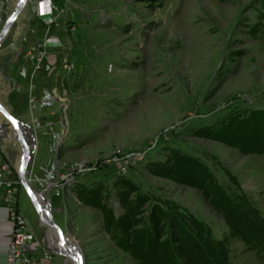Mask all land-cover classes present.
Returning <instances> with one entry per match:
<instances>
[{"label":"rangeland","instance_id":"374dc122","mask_svg":"<svg viewBox=\"0 0 264 264\" xmlns=\"http://www.w3.org/2000/svg\"><path fill=\"white\" fill-rule=\"evenodd\" d=\"M64 2L89 25L81 63L65 64L78 72L66 91L56 92L62 104L48 114L50 124L33 107L5 109L30 127L19 126L32 150L27 176L69 235L72 257L49 245L57 232L40 221L19 184L22 146L0 111V125L9 123L0 135V165L9 167L3 178L34 235L23 264H74L77 250L84 264H141L125 249L126 238L151 218L165 237L175 212L198 222L229 264H264L211 197L174 177L181 161L194 158L264 222V151L198 134L223 130L251 139L256 131L264 112V0Z\"/></svg>","mask_w":264,"mask_h":264},{"label":"crops","instance_id":"0c3cea01","mask_svg":"<svg viewBox=\"0 0 264 264\" xmlns=\"http://www.w3.org/2000/svg\"><path fill=\"white\" fill-rule=\"evenodd\" d=\"M15 4L16 0H3V4L0 0V27ZM88 25L80 23L74 5L63 0H28L0 45V102L8 103L3 106L33 107L39 110L38 119L50 124L48 114L62 104L56 92L66 91L78 72L77 68L67 69L65 64L81 63ZM54 119L59 120L56 116ZM3 192L0 187V253L6 264L12 225L8 211L10 207L18 211V197L12 202L3 197ZM32 244L33 241L25 248L28 256Z\"/></svg>","mask_w":264,"mask_h":264},{"label":"trees","instance_id":"16d2710c","mask_svg":"<svg viewBox=\"0 0 264 264\" xmlns=\"http://www.w3.org/2000/svg\"><path fill=\"white\" fill-rule=\"evenodd\" d=\"M147 4L156 5L164 0H143ZM260 121L252 122L256 131L252 138L235 139L234 134L227 131L211 132L201 129L198 134L208 135L228 144L241 142L242 150L264 151V112ZM263 128L262 133L259 129ZM179 182L199 187L211 197L214 207L223 215L231 230L238 234L247 247L255 250L259 259L264 260V222L257 211L250 207L244 199L236 201L211 179L205 167L194 158L180 162L176 166L175 176ZM169 232L163 237L162 226L152 218L150 223L139 233L126 238L125 249L139 260L141 264H229L221 246L211 240L208 234L195 220L186 223L178 213L168 218Z\"/></svg>","mask_w":264,"mask_h":264},{"label":"water","instance_id":"95a60500","mask_svg":"<svg viewBox=\"0 0 264 264\" xmlns=\"http://www.w3.org/2000/svg\"><path fill=\"white\" fill-rule=\"evenodd\" d=\"M28 0H16V4L14 9L10 14H8L0 27V45L1 42L8 32L9 28L15 21L16 17L19 15V13L23 10L25 3ZM1 4H3V0H1ZM2 18H0V21ZM0 111L3 113V115L6 117V119L9 121V123L13 126V136L18 137L20 140L22 150H21V157H20V164H19V170H18V179H19V184L23 187L25 190L26 194L28 195L37 215L40 221L43 223H46L49 225L51 228H53L57 232V238L60 242L61 245H59V249H55V252L58 254H62L65 256H71L69 252L65 249L66 245L65 240L67 241L70 239L69 235L67 234V237L65 238L63 236V233L59 226L55 223V221L51 218V215L49 214L48 208L46 206H43L44 203H42V200L45 202V204L48 203V200L44 197L42 191H37L35 188H33L30 183H31V178L27 176V166L29 159L32 154V150H28L27 144L25 140L23 139V136L20 132V127L19 126H24L27 130L30 131V127L28 126L27 123H23L21 121L16 120L13 115H11L5 107L0 103ZM9 123H3L0 125V135L5 136V132L3 131L4 126H8ZM64 133V132H63ZM31 140L34 141V134L30 133ZM54 182H50L49 185H54ZM41 198V199H40ZM70 247H76L73 244H70ZM74 264H84L83 263V257L79 250H77V259L74 262Z\"/></svg>","mask_w":264,"mask_h":264},{"label":"built area","instance_id":"2783aa9c","mask_svg":"<svg viewBox=\"0 0 264 264\" xmlns=\"http://www.w3.org/2000/svg\"><path fill=\"white\" fill-rule=\"evenodd\" d=\"M9 172L7 164L0 165V187L4 188L6 200H11L12 190L11 182L3 178L4 173ZM8 216L11 221L10 238L7 243L5 261L6 264H23L28 258L26 246L34 238L33 232L27 227L25 218L13 207L9 208Z\"/></svg>","mask_w":264,"mask_h":264},{"label":"bare ground","instance_id":"6f19581e","mask_svg":"<svg viewBox=\"0 0 264 264\" xmlns=\"http://www.w3.org/2000/svg\"><path fill=\"white\" fill-rule=\"evenodd\" d=\"M31 147H34V141H32L31 140ZM28 150H31V149H29L28 148ZM44 206V205H43ZM47 207V206H46ZM48 208V207H47ZM52 239H53V241L52 242H50L49 243V245L51 246V247H53V248H55V249H59V243H58V241H57V235H56V233L52 230ZM72 244H76L74 241H73V243Z\"/></svg>","mask_w":264,"mask_h":264}]
</instances>
